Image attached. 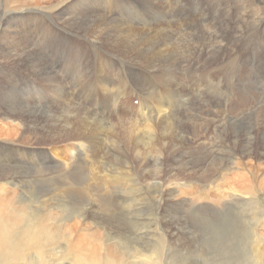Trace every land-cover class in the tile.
Returning <instances> with one entry per match:
<instances>
[{"label":"rangeland","instance_id":"obj_1","mask_svg":"<svg viewBox=\"0 0 264 264\" xmlns=\"http://www.w3.org/2000/svg\"><path fill=\"white\" fill-rule=\"evenodd\" d=\"M96 1L99 2V0H84L83 7L92 13L91 8L98 5ZM163 1L166 0L161 1L162 7L159 6V12L167 11V9L172 11L174 8L176 12L181 13H177L174 18L171 14L170 28L165 25L164 19H160L156 23L158 28L152 26L145 29L149 30L150 34L158 33L159 41L162 40L169 51H177L178 57L175 60H169V55L166 57V53L162 52L165 46L152 45L153 59L156 61L153 63L148 61V58L142 61L145 64H142V73L139 72L141 76L136 79V83L131 74L133 71L127 67H131L130 63L132 64L133 60L136 63L140 60L133 57L135 59L127 61L126 58L134 54H128L127 47H116L110 51L104 39H101L98 42V53L88 51L86 46L84 48L86 51L77 48V36L79 38L80 34L77 31L81 29L79 24L83 19L80 18L82 21L76 19L77 4L74 2L68 4L64 11L61 8L56 11H62L61 14H65L64 16L59 14L57 18L61 19L58 21L51 17L31 16L28 21L20 22V12H26V8H22V11L13 12L15 15L7 10L8 21L12 23L11 27L5 26L1 29L0 25V37L5 33L7 38L6 48L16 47L17 52L18 43V52H20L21 44L22 47H29L33 52L30 58L31 63L39 64L41 68L48 70V73L42 74L31 72L27 64H24L22 69L23 66L17 63L21 59L11 58L10 55L3 56L5 50H0V62L3 63L0 69V96L2 97L0 107L3 108L0 109V117H4V115L1 116L2 113L19 110L21 114L26 117L29 115L33 120L32 123L28 122V125L22 122L24 126L22 124L19 126L21 132L17 131L18 136L13 135L14 138L1 136L0 138V143H4L0 145V170L11 171L10 176L12 175L8 179L0 180V199L3 202L23 201L31 211H39L38 213L42 209L38 210L37 207L47 205L46 207H51L47 213L51 212L55 215L52 216L55 223L47 226L58 227L63 233L73 231L68 234H72L73 239L76 238L75 243L70 238L72 242L68 246L64 245L62 240L55 241L56 246L52 242V247L49 243L45 244L48 245L45 247L46 250L53 248V251H48L49 254L54 253L52 254L54 258L50 259L52 264H84L86 260L84 258L89 259L85 261L87 264H101L104 257L102 254L107 252L118 258L117 264L132 262L137 264L139 261L138 264H143L144 260H146L144 264H150L146 257L129 254L131 252L128 246L138 252L148 253L144 247L153 244V238L158 241L169 239L172 242V250L181 252L183 254L181 259L187 258L188 262H185L189 264H198L202 259V264H254V255L257 252L261 256V263H264V165H261V168H252L247 161L254 160L252 158H256L257 155L253 154L250 158L244 156L247 153L244 150L247 148L245 139H251L256 134L260 138L257 141L258 145L264 144L261 139L264 136V86L260 83L259 86H255L249 81L253 82L255 79L254 82L264 83V68L261 66L264 64V42L256 41L255 48L252 46L250 49L239 48V46L236 48L231 41L228 44L229 37L221 33L213 24L208 22L196 27L200 20L217 17L218 20L214 23H222L225 27L240 30L237 35H241L239 44H242V35L253 30L254 25L255 29L261 26L264 13L257 15V12L264 8V0L259 3L257 0H248L249 2L242 3L243 6L240 1L236 9L238 14L234 3H230L231 0H167L164 3L167 7H164ZM8 2L5 3L3 0L2 4L7 7L10 5ZM40 2L48 4V1ZM129 2L131 5L126 12L123 11L127 16L126 19L134 15L136 6L142 11L147 7L143 6V3L141 6L140 0ZM57 3L58 1L54 2V4ZM12 7L15 8V5L12 4ZM105 8L104 2L102 7H98L95 11L105 12ZM222 9H226L232 19L225 15ZM11 15L15 18L10 19ZM236 16L238 21L233 19ZM38 18L40 22H37ZM88 18L96 19L93 15H89ZM66 19L67 22H64ZM77 20L80 22L77 23ZM16 26H21L22 33H13L16 31ZM159 28L166 29L165 31L157 30ZM215 30L221 33L218 35L219 38L228 40L226 44L231 49L234 47L233 54L235 53L234 56L238 60L237 64L243 66L248 73L243 74L242 69H239L235 75L231 76L230 81H226L220 75L218 69L231 71L228 67L229 62L224 63V61H228V57L232 56L226 55L223 61L218 57L220 50L219 52L211 50L213 47H216L214 50L218 49L216 44L211 43L213 45L210 46L211 44L207 43L209 42L207 38L210 35L213 36ZM45 32H48V35ZM81 37L79 40L82 39ZM53 40L55 43H52ZM256 51L261 53L258 55L260 60L255 59ZM100 52L105 55V59L109 60L108 70L114 79H107L105 85L98 80L102 71L91 68V60ZM23 59L29 60L27 56H23ZM105 59L103 57V62L99 65L101 69L104 68ZM118 63H124L126 71ZM122 68L126 77L129 74L128 80L121 75L113 77V74ZM155 73L162 77L159 75L157 77ZM242 74L248 80L244 76L242 78ZM171 80L174 81L173 84ZM20 82L31 86L25 87L29 88L30 93L23 86L18 87L22 85ZM45 88L48 91L44 90ZM169 88L173 96L169 101L164 100V104L161 102V97L167 94L166 90ZM239 91L246 94L240 95ZM57 92L60 93L57 94ZM5 94L9 97L7 98ZM30 94L32 96H29ZM114 95L119 98H115ZM230 96L233 99L230 106H227L228 111L227 107H222L220 110L226 111L220 114L216 105L220 103L224 105ZM18 98L25 100L22 105L19 103L20 107L16 104V100L20 101ZM111 100L116 108L112 106ZM218 100L220 103H217ZM171 110H177L176 117L173 118L175 113L173 114ZM243 110L245 112L242 113ZM86 111L89 112L90 121L83 117ZM231 112L235 116L239 114L242 117L238 118L234 115L229 117ZM72 114L80 121L82 118L85 119L88 124L90 122L95 124L94 122L98 120L103 127L93 128L91 133L85 134L81 132L86 128L81 125L69 126L65 130L58 131V126L61 128L67 126L65 121L67 118L69 120ZM164 115L168 123L166 128L162 126L163 129H161L158 125L161 123L156 119ZM179 115L181 126H177L176 122ZM126 121L139 122L143 131L125 123ZM4 124H6L5 121L0 120V128L8 129L9 126ZM250 125L253 127L251 128ZM225 126L230 127L232 131L235 130L239 138L236 139L229 128L226 131ZM28 127H30L29 130ZM115 128H118L119 135L116 134ZM223 131L230 135H226ZM246 132L250 137H247ZM174 133L179 134V140H172ZM70 134L73 135L70 136ZM2 138H8L11 142H6ZM79 141L88 142L90 148L85 161V151L80 148ZM233 142H237L238 150ZM70 145H75L76 148H71ZM259 149L262 150L261 147ZM75 150L77 154L74 156L72 152ZM63 158L68 160H61ZM237 158L244 160L242 169L231 168ZM22 171L28 176L13 178L14 174L18 175V172ZM156 177L163 183L160 191L156 193L159 197V206L150 200V192L157 191ZM245 179L253 180L254 185H250L252 188L240 187ZM13 183L18 187L16 188ZM153 183L156 184L155 189H153ZM5 186H10L11 190L4 189ZM175 190L177 191L174 192ZM232 190L236 192L229 197ZM163 191H165L164 194ZM10 192L13 193L11 196H9ZM76 203L83 207V215L78 214L80 210L77 207H73ZM102 208L105 211H102ZM42 212L45 214V211ZM54 213L62 215L59 217ZM148 223H150V229H143ZM72 226L74 229L70 228ZM119 230L131 235L126 236L124 233L125 237H119L117 234ZM18 231L17 235L21 234L23 229ZM42 232L47 234L44 233L45 231ZM30 251L31 255L35 254L38 247L35 251L34 249ZM158 252L163 251L159 248ZM29 255L30 253L27 252V256ZM64 260L65 263L62 262ZM135 260L139 261L135 262Z\"/></svg>","mask_w":264,"mask_h":264},{"label":"bare ground","instance_id":"obj_2","mask_svg":"<svg viewBox=\"0 0 264 264\" xmlns=\"http://www.w3.org/2000/svg\"><path fill=\"white\" fill-rule=\"evenodd\" d=\"M7 1H9L8 4L9 6L5 7L2 2L3 0H0V25L2 26L1 29H3V27L5 26H8V27H11L12 26V23L8 21V11H10V14L12 15H15L13 12H16V11H22L24 8H26V12L25 13H21L20 12V22H23L25 20L28 21V18H31V16H35V17H51L53 18L55 21H58V19H61V18H57V16L59 14H61L62 11H64L65 8H67L68 4L74 2V4H77V18L78 20L82 21L81 24H79V27L81 29H79L77 31V33L79 34V38L81 37L82 39L79 40L78 36H77V42H78V45H77V48H81V49H84L85 46L88 47V51H92L93 53H98V42L101 40V39H104V41L106 42V46L109 48V50H114V48L116 47H127L126 49V52L129 54V53H134V54H131L130 58H126L127 61H131L132 59H135L133 57H136L137 60H140V62L136 63V61L133 60V63L130 66H128L127 68L130 70V71H133L131 72V74L134 76L133 78H135V83H136V79H139V77L141 76L139 72L142 73V70H141V67H142V64H145L144 60H146V58H148V61H152L154 63V61H156L155 59H153V49L151 48L152 45H162V46H165L166 48L165 49H162V52L166 53V57L169 55V60H175L178 56H177V51H169L168 50V46L163 43L162 40L159 41V39L157 38V36L159 35L158 33L156 34H150L149 33V30L146 31V29H148L149 27H157L156 23L159 22L160 19H164V23L165 25L170 28V22H169V18H171V14L174 17H176V14L177 13H181V12H176L174 10V8H172V11L168 10L164 12H159L160 8L159 6L162 7L161 5V1L162 0H140L141 1V6H142V3H143V6H147L146 9H143L142 10H139V7L136 6V11L134 12V15H132V17H129L128 19H126V14L124 12H126L127 8L131 5V3L129 2L130 0H99L98 5L95 6L93 3L92 5H94L92 8H91V11L92 13H96L97 15H94L92 13H89V11H86V9L83 7V3H84V0H44V1H48L47 3L48 4H44V3H41L40 1L41 0H4L5 3H7ZM58 1L57 4H54V2ZM92 1V0H91ZM135 1V0H134ZM242 1V2H240ZM248 0H231L230 3H234V6H235V11L237 13V10L238 9V4L237 3H241V6H243L242 3L246 2ZM258 3L262 0H257ZM34 2V3H33ZM37 2V3H35ZM89 2V1H88ZM105 2V12L104 11H95L97 10L98 7H102V4ZM122 2V3H120ZM165 2L166 1H163V5L164 7H167L165 6ZM172 2V1H171ZM249 2V1H248ZM50 3V5H49ZM12 4L15 5V8L12 7ZM172 4V3H171ZM262 4V3H261ZM133 5V4H132ZM167 5V4H166ZM232 6V7H234ZM58 7V9H57ZM155 7V8H154ZM170 7V6H169ZM231 7V6H229ZM23 8V9H22ZM61 8V12H56L57 10H60ZM56 9V10H55ZM8 10V11H7ZM70 10V9H69ZM225 13V15H227L229 18H231L229 15H228V12L226 9H222ZM28 11V12H27ZM68 11V10H67ZM124 11V12H123ZM163 11V10H162ZM87 13V14H86ZM130 13V12H128ZM261 13H264V8H261L259 10V12H257V15L261 14ZM68 14V13H67ZM73 14V13H71ZM215 14V13H213ZM238 14V13H237ZM10 16V19L12 18H15V16ZM62 15V14H61ZM65 15V14H64ZM62 15V16H64ZM89 15H93L96 19L93 21V20H90L88 17ZM120 15V17H119ZM128 15V14H127ZM74 16V15H73ZM213 16V15H212ZM87 17V18H85ZM82 18V19H80ZM241 18H245V16H241ZM39 19V18H38ZM68 19V18H67ZM67 19L64 20V22H67ZM232 19V18H231ZM235 20L238 21V16H236V18H233ZM263 19V22L261 23V26L259 27V29H255V25L253 26V30H250L248 31L245 35H242L243 38H242V41L243 43L242 44H239L240 43V40H241V35H237V33L240 31L238 28H228V27H225L222 25V23H214L215 20H218L217 17L215 18L214 16L211 17L210 19H203V20H200L196 27H198L199 25H203L205 23H210V24H213L214 26L218 27L219 31H221V33H223L226 37H229V43H228V40L221 37L219 38V34L221 33H218L216 30L213 32V36L210 35L208 39L209 42H207L208 44L210 43H213V44H216L218 46V49L214 50V48L216 47H213V51H217L220 52L218 53L221 60L224 61V57L226 55H229V56H232V57H228L229 59H227L228 61H224V63H227L229 62L230 66L229 69L230 70H219V73L220 75L223 76V78L226 80V81H230V78L231 76L235 75L236 72L239 70V69H242L243 71V74L246 71V69H244L243 66H239L238 63V60L237 58H235L234 54H233V51L234 50V47L231 49L229 45H227L226 43L230 44V41L232 44H234V46L236 48H238L237 46H239V48H245V49H250V47L252 46V48H255V44H256V41H260V42H264V18ZM16 20V19H15ZM32 20V19H31ZM35 20V19H34ZM62 20H63V17H62ZM73 20V19H72ZM77 20V23H79L80 21ZM41 20L39 19V21L37 22H40ZM140 21H142V23H140ZM185 22V20H183ZM190 21V20H189ZM46 22V21H45ZM15 23V22H14ZM13 23V25H14ZM42 23V22H41ZM247 24L249 23L248 21L246 22ZM73 24V23H72ZM194 24V23H193ZM18 25V24H17ZM45 25V24H44ZM161 25H163L161 23ZM181 25V24H179ZM51 26V25H50ZM68 26V25H67ZM194 26V25H192ZM29 27V26H28ZM64 27V26H63ZM177 27V26H176ZM186 27V26H185ZM14 28V27H13ZM57 28V27H56ZM61 28V27H60ZM146 28V29H145ZM158 28V27H157ZM175 28V27H174ZM173 28V29H174ZM181 28H182V25H181ZM189 28L191 29V26H189ZM220 28L223 30H220ZM28 29V28H27ZM45 29V28H44ZM70 29V28H69ZM161 28L157 29V30H160ZM166 29V28H165ZM165 29H161L163 31H165ZM172 29V30H173ZM7 30V29H5ZM12 30V29H11ZM62 30V28H61ZM181 30V29H179ZM247 30V29H246ZM9 31V30H8ZM21 31H23V29L21 28V26H16V31H13V33H22ZM48 32L49 29H47ZM39 32V31H37ZM47 32V33H48ZM67 32V31H66ZM242 32V31H241ZM244 32V30H243ZM46 33V32H45ZM44 33V34H45ZM46 33V34H47ZM52 33V32H51ZM50 33V34H51ZM31 34V33H30ZM34 34V33H33ZM69 33H67L68 35ZM230 34V35H229ZM3 35V33H2ZM1 35V36H2ZM36 35V34H35ZM34 35V36H35ZM48 35V34H47ZM73 35V34H72ZM39 36V35H38ZM50 36V35H49ZM53 36V35H51ZM13 37V36H12ZM72 37V36H71ZM9 38V37H8ZM20 38V37H19ZM18 38V39H19ZM34 38V37H32ZM45 38V36H44ZM43 38V39H44ZM56 38V37H55ZM74 38V37H73ZM76 38V37H75ZM74 38V39H75ZM86 38V39H85ZM6 40V41H3V40ZM37 39V37H36ZM47 39V38H45ZM49 39V38H48ZM66 38H64L65 40ZM112 39V40H111ZM20 40V39H19ZM38 40V39H37ZM42 40V39H41ZM51 40V39H50ZM84 40V41H83ZM213 40V42H212ZM18 41V40H17ZM16 41V42H17ZM22 41V40H21ZM44 41V40H43ZM54 41V40H53ZM63 41V40H62ZM30 42V41H29ZM39 42V41H38ZM102 42V41H101ZM34 43V42H33ZM52 43H55L52 42ZM58 43V42H56ZM60 43H63V42H60ZM71 43V42H70ZM7 44V38H6V35L4 33V35L2 37H0V50H5L3 52V56H11V58L13 57L15 59V57H17V60L18 59H21V61L17 62L18 65L20 66H23L22 69H24V64H27L28 66V69L31 71V72H36V73H48V70H46L45 68H41V66L39 64H32L31 61H30V58L31 56L33 55V52L30 50L29 47H22V44L19 42L20 45V52L19 51V47H18V43H17V52H16V47H11L9 46V48H6L7 46L5 45ZM51 44V43H49ZM66 43H64L65 45ZM148 44V45H147ZM213 44H211L210 46H212ZM9 45V44H8ZM36 45V44H35ZM34 45V46H35ZM40 45V44H39ZM38 45V46H39ZM63 45V46H64ZM154 45V46H155ZM37 46V45H36ZM60 46V45H59ZM67 46V45H66ZM102 46V45H101ZM153 46V47H154ZM41 47V45H40ZM264 47V46H263ZM76 48V49H77ZM104 48V47H103ZM201 48V47H200ZM208 48V47H207ZM30 50V51H29ZM36 50V49H35ZM85 50V49H84ZM103 50V49H102ZM110 50V51H111ZM210 50V49H209ZM242 50V49H241ZM262 51V49H259ZM86 51V50H85ZM246 51V50H245ZM39 52V51H38ZM156 52V51H154ZM244 52V50H243ZM247 52V51H246ZM258 51H256V53L254 54L256 56L255 59H259V52L257 54ZM245 53V52H244ZM253 53V52H252ZM30 54V56L28 55ZM114 54V53H113ZM156 54H158V52H156ZM176 54V55H175ZM217 54V53H216ZM195 55V54H194ZM23 56H27V58L29 60H24L23 59ZM35 56V55H34ZM40 56V55H39ZM38 56V57H39ZM113 56V55H112ZM103 57L105 59V55L102 54V52H100V54H98L95 58H93L91 60V68L92 69H99L100 71H102V74L101 76L98 78L99 82L103 85H105V82L107 81V79H113L109 70H108V67H109V60L108 59H105V63H104V68L101 69V66H99L102 62H103ZM238 57V56H236ZM248 57V56H247ZM254 57V56H253ZM233 58H235V60H232ZM262 59V57H260ZM197 59V58H196ZM208 59V58H207ZM206 59V60H207ZM211 59V58H210ZM264 59V57H263ZM180 60V58L178 59ZM205 60V59H204ZM241 60V59H240ZM260 60V59H259ZM118 61V60H117ZM247 61V60H246ZM44 62V60H43ZM119 62V61H118ZM245 62V60H244ZM248 62H249V59H248ZM255 62V61H254ZM5 63V62H4ZM39 63V62H38ZM99 63V64H98ZM222 63V62H221ZM246 63V62H245ZM251 63V62H250ZM2 64L0 62V69H2ZM41 64V63H40ZM98 64V65H97ZM119 66H122L125 71H126V67L124 66V63H118ZM253 64V63H252ZM258 64V63H257ZM255 64L256 66H260V65H257ZM7 65V64H6ZM34 65V66H33ZM127 65V64H125ZM185 65V64H183ZM250 65V64H249ZM264 65V64H263ZM262 66V68H264V66ZM2 66V67H1ZM100 68H99V67ZM152 66V65H151ZM260 66V67H261ZM7 67V66H6ZM17 67V66H16ZM44 67V66H43ZM130 67V68H129ZM222 67V66H221ZM10 68V67H9ZM27 69V67H25ZM47 68V67H46ZM90 68V67H89ZM120 69L118 70L116 73L113 74V77L115 78V76H124V78H128L130 77L129 74L127 75V77L125 76V71L124 69ZM178 68V67H177ZM225 68V67H224ZM13 69V68H11ZM10 69V70H11ZM217 69V68H216ZM226 69V68H225ZM9 70V69H8ZM160 70V69H159ZM247 70H248V67H247ZM250 70V69H249ZM253 70V68H252ZM14 71V70H13ZM151 71V70H150ZM89 72V71H88ZM152 72V71H151ZM263 72V71H262ZM52 73V72H51ZM154 73V72H153ZM248 73V72H247ZM258 73V72H257ZM20 74V73H18ZM34 74V73H33ZM242 74V78H243V75ZM246 74V73H245ZM252 74V72H251ZM250 74V76H251ZM254 74V73H253ZM15 75V74H14ZM155 75L158 77V73H155ZM162 75V74H161ZM248 75V74H247ZM255 75H256V71H255ZM16 76V75H15ZM160 76V75H159ZM262 76V74H261ZM162 77V76H160ZM167 77V75L165 76ZM245 77V76H244ZM29 78V77H28ZM37 79V77H34ZM120 79H123L122 77H119ZM247 79V77H245ZM32 79V78H30ZM146 79V78H145ZM162 79V78H161ZM251 79V77H250ZM262 79V78H261ZM28 80V79H27ZM45 80V79H44ZM57 80V79H56ZM85 80V79H84ZM114 80V79H113ZM128 80V79H127ZM164 80V79H163ZM248 80V79H247ZM3 81V80H2ZM14 81V80H13ZM126 81V80H125ZM138 81V80H137ZM251 83H253L255 86H259V83L260 84H263L264 86V83L262 82H254L256 81L255 79L253 80V82L251 80H249ZM40 82V81H39ZM143 82V81H142ZM141 82V83H142ZM172 84L174 83V81H172ZM212 82V81H211ZM22 83V85L18 86V87H21L23 86L24 88L27 87V86H30L28 84H26L25 82H20ZM41 83V82H40ZM55 83V82H54ZM151 83V81H150ZM166 83V82H165ZM168 83V82H167ZM258 83V84H257ZM34 84V83H33ZM37 84V83H36ZM35 84V85H36ZM42 84V83H41ZM40 84V85H41ZM58 84V83H56ZM169 84V83H168ZM38 85V84H37ZM144 85V84H143ZM34 86V85H33ZM148 86V85H147ZM31 87V86H30ZM57 87V86H56ZM59 87V86H58ZM57 87V88H58ZM142 87V85H141ZM232 87V86H231ZM60 88V87H59ZM8 89V87H7ZM18 89V88H17ZM26 89V88H25ZM28 89V93L29 92V88ZM26 89V90H27ZM36 89V88H34ZM38 89V88H37ZM65 89V88H64ZM63 89V90H64ZM230 90H234L232 88H228ZM23 90V88H22ZM32 90V89H31ZM46 90V88L44 89ZM50 90V89H49ZM57 90V89H56ZM48 91V90H46ZM58 91V90H57ZM264 91V90H263ZM12 92V91H11ZM17 92V91H16ZM26 92V93H27ZM64 92V91H63ZM8 93V92H7ZM27 93V95H28ZM33 93V91H32ZM60 93V92H57V94ZM94 93V92H93ZM166 95L165 96H162L161 97V102H163L165 104V101H169L170 98L173 96L172 94V91L169 89L166 90ZM234 93V92H233ZM232 93V96H234ZM240 95L241 94H246V92H242V91H239L238 92ZM6 95V94H5ZM61 95V94H60ZM93 95V94H92ZM13 96V95H12ZM29 96H32V94H30ZM28 96V97H29ZM91 96V95H90ZM232 96H230L227 100H226V103L224 105H222L219 100L217 101V103H220V105H216V107L219 109V112L220 114H222L223 111H226L228 109L227 106H230V103L232 101ZM257 97H259L258 95H255ZM7 97V95H6ZM9 97V96H8ZM7 97V98H8ZM115 98H119L118 96H115ZM2 97L0 96V99ZM4 98V97H3ZM31 98V97H30ZM114 98V99H115ZM19 99V98H18ZM108 99V98H107ZM112 99V98H111ZM245 99V98H244ZM10 100V99H8ZM15 100V99H14ZM20 100V99H19ZM165 100V101H164ZM1 101V100H0ZM109 101V100H108ZM112 101V100H111ZM123 101V100H122ZM25 102V100L22 98L19 102H17L16 100V104H18L17 106L20 107L23 103ZM11 103V102H9ZM19 103L21 105H19ZM260 103V102H259ZM258 103V104H259ZM0 105H2L0 103ZM16 106V107H17ZM112 106L115 107V103L112 101ZM257 106V105H256ZM259 106V105H258ZM222 107H227L226 110H220ZM0 109H3L2 107H0ZM230 109V107H229ZM173 111V114L175 113V115L173 116L176 117V112L177 110H171ZM228 111V110H227ZM232 111V110H231ZM218 112V113H219ZM245 112L244 110L242 111V113ZM68 113V112H67ZM89 112H84L83 113V117H85L86 120L90 121V115L88 114ZM71 114V113H70ZM4 117H0V120H3L5 121L7 126H9V128L6 130H3L0 128V138L1 136H6V137H13L16 136L19 132H17L18 130L21 132L20 130V125L24 124L22 123L23 121L25 122V124H27L28 122H31L33 120H31L32 118L28 115V117H26L24 114H21L19 112V110H15V111H12V112H8V113H2L1 116ZM235 116V114L233 112H231L229 114V117L230 116ZM242 115V114H241ZM247 115V114H246ZM56 116V115H55ZM245 115H243L244 117ZM249 116V115H248ZM68 117V116H67ZM93 117V116H92ZM235 117H238V118H241L242 116H239V114H236ZM166 115H164L162 118H157L156 121L157 122H160L161 124H158L160 126L161 129L166 128V124L168 123L166 121ZM181 116L179 115L178 119H177V126H181L179 124V121H181ZM189 118V117H188ZM263 118V117H262ZM82 118V122L79 120V118L75 117V115H71V118L68 120L67 118V121H65V123L67 124V126L65 128H61L58 126V131H61V130H65L67 129L69 126H74V125H81L83 127L86 128V130L82 131L81 133L85 134V133H91L93 131V128H101L103 127V124L101 122H99L98 120H96V122H94L95 124H93V122H90V124L86 123V120ZM226 119V118H225ZM224 119V121H225ZM248 119V118H247ZM250 119V118H249ZM8 120V121H6ZM183 120V119H182ZM61 121V120H60ZM184 121V120H183ZM223 121V122H224ZM248 121V120H247ZM125 123H129L131 124L132 126L140 129L143 131V129L141 128V125L139 122L137 121H132V122H128L126 121ZM184 123V122H183ZM225 123V122H224ZM29 124V123H28ZM27 124V125H28ZM228 124H231L233 125L232 123H228ZM25 125V126H27ZM227 125V124H225ZM243 125V124H242ZM241 125V126H242ZM24 126V125H23ZM163 126V127H162ZM172 126V125H171ZM170 126V127H171ZM234 126V125H233ZM250 127L252 128L253 126L250 125ZM226 131H227V128H229V130L231 131V134L235 135L236 139L239 138V136L237 135V132L232 131L230 129V127H226ZM260 128V127H259ZM28 130L30 129V127L27 128ZM179 130V128H178ZM239 130V129H238ZM27 131V130H25ZM245 131V129L243 130V132ZM115 132L117 135L120 134L118 128H115ZM180 132V131H179ZM225 132V131H223ZM262 132V131H260ZM223 134V133H222ZM226 135H230L229 133L225 132ZM14 135V136H13ZM73 134H70V136H72ZM246 135L247 137H250L249 136V133L246 132ZM18 136V135H17ZM83 137V136H82ZM245 137V136H244ZM12 138V139H13ZM4 141H9L11 142L8 138H2ZM260 138L254 134V136L251 137V139H245V143L247 144V148H245L244 150L247 151V153L244 155L245 157H252L253 154L257 155L256 158H252L254 160H248L247 161V164H250L252 166V168H261V165H264V144L261 143L258 145L257 141L259 140ZM261 139L263 140L264 142V136L261 137ZM17 140V139H16ZM172 140H179V134L178 133H174L173 135V138ZM19 141V140H18ZM81 141V140H80ZM79 141V142H80ZM254 141V142H252ZM77 142V141H76ZM88 142L84 143V142H80L79 146L80 148H82L85 152L84 154V161L86 160L87 158V154L90 150V148L88 147ZM4 143H0V145H3ZM12 144V143H11ZM73 144V143H72ZM17 145V144H16ZM233 145L234 147L238 150V145H237V142H233ZM256 145V146H255ZM72 146L71 148H76L75 145H70ZM22 147V146H21ZM259 147H261L262 150L259 149ZM14 148V147H13ZM16 148V147H15ZM70 148V147H68ZM67 148V149H68ZM70 148V149H71ZM2 149V148H1ZM53 149V148H52ZM18 150V149H17ZM64 150V148H63ZM26 151V150H25ZM68 151V150H67ZM23 152V151H22ZM51 152V150H50ZM65 152V151H64ZM234 152H236V150H234ZM25 153V152H24ZM62 153V152H61ZM69 153V152H68ZM73 155L75 156L77 154V151L75 150L74 152H72ZM237 153V152H236ZM63 154V153H62ZM66 154V153H65ZM64 154V155H65ZM2 155V154H1ZM52 155V154H51ZM63 155V156H64ZM67 155V154H66ZM26 156V155H25ZM53 156V155H52ZM62 156V155H61ZM82 156V155H81ZM56 156H54L55 158ZM66 157V156H65ZM23 158V157H22ZM27 158V157H26ZM82 158V157H81ZM243 158V157H241ZM51 159V158H50ZM52 160V159H51ZM61 160H68L67 158H63ZM45 161V160H44ZM234 161V160H232ZM243 161V162H242ZM46 162V161H45ZM44 162V163H45ZM53 162V161H52ZM56 162V161H55ZM71 162V161H70ZM13 163V162H12ZM54 163V162H53ZM256 163V164H255ZM243 164H244V160L242 159H238L236 161H234V164L231 168L233 169H242L243 168ZM55 166V165H54ZM79 166V165H78ZM6 168V167H4ZM10 168V167H9ZM69 168V167H68ZM73 168V167H72ZM80 168V167H79ZM2 169V168H1ZM64 169V168H63ZM72 171V170H71ZM10 172L11 171H7L6 169H4L3 171L0 170V180H4V179H8L10 176ZM84 172V171H83ZM88 172V171H87ZM85 174V172H84ZM25 176H28L27 173L25 172H18V175L14 174L13 175V178L14 177H25ZM62 178L64 176H61ZM60 177V178H61ZM255 177V176H254ZM20 179V178H19ZM65 179V178H64ZM88 179V178H87ZM23 180V179H22ZM10 181V180H8ZM257 181V180H256ZM255 181V182H256ZM156 182H157V191L156 192H150V200H152L153 204H155L156 206L158 205L159 206V197L156 193H158V191H160V188L162 187L163 183L158 179V177H156ZM10 184V183H9ZM14 184V183H13ZM69 184V183H68ZM253 184L254 185V182L252 179L250 180H244L243 181V184L240 185V187H248L249 189L252 188L250 187V185ZM2 185V184H1ZM14 186L17 188L18 185L14 184ZM76 186V185H75ZM153 189H155L156 187V184L153 183ZM3 187V185H2ZM10 187V186H9ZM9 187H4V189H10ZM26 188V186H25ZM73 188V187H72ZM243 189V188H242ZM43 190V189H42ZM76 190V189H74ZM7 191V190H6ZM173 191V190H172ZM177 190H175L174 192H176ZM244 191V190H243ZM5 192V191H4ZM236 192V190H232V192L230 193L229 197H231L232 195H234ZM246 192V191H244ZM249 193V191H247ZM246 192V193H247ZM7 193V192H6ZM5 193V195H6ZM11 193V192H10ZM9 193V196H11L13 193L10 194ZM18 193V192H17ZM165 193V191H163V194ZM183 193V192H181ZM15 194V193H14ZM17 195V194H15ZM19 195V194H18ZM24 196V195H23ZM22 196V197H23ZM43 196V195H42ZM17 197V196H16ZM20 197V196H18ZM85 197V196H84ZM111 197V196H110ZM41 198V197H39ZM81 198V197H80ZM149 198V197H148ZM24 199V198H23ZM33 199V198H32ZM37 199V198H36ZM84 199V198H83ZM82 199V200H83ZM113 199V198H112ZM126 199V198H125ZM129 199V198H128ZM241 199H244L243 197H241ZM42 200H44L42 198ZM81 200V201H82ZM110 200V199H108ZM140 200V199H139ZM12 200H9V201H6V202H3L1 199H0V264H52L50 263V259L52 260V258H54L52 256V254H49L50 251H53V248L51 250H46V246L48 245H45L47 243H49L52 247V244L55 245V241H61L63 242L64 245L68 246L69 243H71V239L72 238V234H68V232H65L63 233L61 231L60 228H50L48 227L47 225H50V223L54 224V217L52 219V216H55V215H52L51 212L47 213V210H49V208L51 207H37L36 209H42L40 211V213L38 212H35V211H31L30 208H28L27 206H25L24 202L23 201H15V202H11ZM106 201V200H105ZM244 201V200H242ZM36 202V200H35ZM38 202V201H37ZM39 204H41V202H38ZM114 203V202H113ZM151 203V202H150ZM31 205V201L29 203ZM37 204V203H36ZM45 205V204H44ZM54 205V204H52ZM38 206V205H36ZM62 206V205H61ZM60 206V207H61ZM33 208V206H30ZM69 207V206H68ZM67 207V208H68ZM73 207H77V209L80 210V213L78 214H82V210H83V207L81 206H78V204H73ZM102 207V206H101ZM107 209V208H106ZM58 210V209H57ZM105 211L104 208H102V211ZM42 211H45V214L44 212ZM55 211V210H54ZM59 211V210H58ZM42 212V213H41ZM56 212V211H55ZM62 212V211H60ZM65 212V211H64ZM63 212V213H64ZM56 214V213H54ZM58 215V214H56ZM62 215V214H61ZM61 215L59 217H61ZM100 216V215H99ZM44 217V218H42ZM57 217V218H59ZM105 217V216H104ZM56 218V217H55ZM52 220V222H51ZM57 220V219H56ZM104 220V219H103ZM33 221V222H31ZM76 222V221H75ZM72 223V222H71ZM74 223V221H73ZM72 223V224H73ZM76 226V225H74ZM69 228V227H68ZM67 228V229H68ZM70 228H73L70 227ZM69 228V229H70ZM23 229L22 233L19 235H17V233L19 232L18 230H21ZM74 229V228H73ZM143 229L145 230H149L150 229V223H148L147 225L145 224ZM141 228V230H143ZM139 230V229H137ZM18 231V232H17ZM42 231H45L44 233H47V234H43ZM17 232V233H16ZM21 232V231H20ZM71 232H73L71 230ZM70 232V233H71ZM126 236H129L131 235V233H127L125 231H121L119 230L117 232L118 236L119 237H125ZM143 235H145V233H142ZM146 236V235H145ZM21 237H23L21 239ZM65 239L66 243H64L65 241H63ZM73 239V238H72ZM74 239H76L74 237ZM73 239V241H74ZM46 241V242H45ZM53 242V243H52ZM77 242V241H74V243ZM141 243V242H140ZM151 243V242H150ZM152 243L151 245H146L144 247V249L146 248L148 250V253L146 252H138V250H135L134 248H132L131 246H128V249H129V254H132L134 256H143V257H146L145 259H149L148 263L150 264H189L187 263V258H183V260L181 259V256H183V254L181 252H175L174 250H172V242L169 240V239H164L162 241H158L156 239H152ZM62 244V245H63ZM58 245V244H57ZM61 245V243H60ZM56 246V245H55ZM74 246V245H73ZM38 247V251H36L35 254L31 255V251L30 250H33L35 251V249H37ZM59 248V247H58ZM67 248V247H66ZM162 249L163 252H158V250ZM49 249V247L47 248ZM61 249V248H60ZM65 249V248H64ZM63 249V250H64ZM70 250V249H69ZM49 251V252H48ZM55 251V250H54ZM58 251V250H56ZM62 251V250H61ZM74 251V250H73ZM77 251V250H76ZM108 251V250H107ZM157 251V252H155ZM27 252L30 253L29 256H27ZM150 252V253H149ZM70 253V252H69ZM74 253V252H73ZM82 253V252H81ZM98 253V252H97ZM112 253V252H111ZM114 253V252H113ZM206 253V252H205ZM213 253V252H211ZM66 254V253H65ZM93 254V252H92ZM95 254V253H94ZM85 255V254H84ZM102 255H104L103 259H102V263L101 264H117L119 263L118 261V258L116 256H114L113 254H110V253H103ZM131 255V256H132ZM68 256V254H67ZM130 256V255H129ZM207 256V255H206ZM215 256V255H214ZM59 257V256H58ZM66 257V256H65ZM65 257L63 259H65ZM71 257V255H70ZM79 257V256H78ZM212 257V256H211ZM260 254L259 252L255 253L254 255V264H264V263H261L260 261ZM75 258V257H74ZM80 258V257H79ZM57 259V258H56ZM81 259V258H80ZM86 260H89L88 258H84ZM128 259V258H127ZM178 259V260H177ZM205 259V258H204ZM210 259V258H208ZM58 260V259H57ZM59 260L61 261L62 260V257L61 259L59 258ZM58 260V261H59ZM85 260V261H86ZM221 260V259H219ZM217 260V261H219ZM78 261V259H77ZM84 261V264H87L86 262ZM134 261V260H133ZM139 261V260H137ZM135 260V262H137ZM187 261V262H185ZM55 262V261H54ZM65 263V260L62 261ZM140 262V261H139ZM138 262V263H139ZM69 263V262H68ZM71 263V262H70ZM80 263V262H79ZM133 263V262H132ZM131 263V264H132ZM137 263V264H138ZM144 263H146V260H144ZM143 263V264H144ZM203 263V259L202 260H199V263L198 264H202ZM76 264V263H74ZM136 264V263H135ZM223 264V263H221ZM232 264V263H231Z\"/></svg>","mask_w":264,"mask_h":264}]
</instances>
